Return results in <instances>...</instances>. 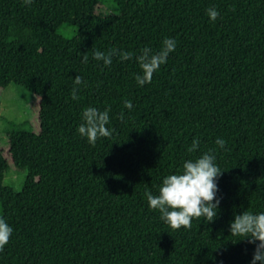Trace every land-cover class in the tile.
Returning a JSON list of instances; mask_svg holds the SVG:
<instances>
[{"label": "trees", "instance_id": "obj_1", "mask_svg": "<svg viewBox=\"0 0 264 264\" xmlns=\"http://www.w3.org/2000/svg\"><path fill=\"white\" fill-rule=\"evenodd\" d=\"M164 37L176 48L143 86L134 58L91 56L156 51ZM10 84L31 96L27 121L0 130V211L13 228L0 264H248L254 246L233 242L228 223L264 210V0H0V104ZM87 105L110 109L113 133L94 144L75 132ZM193 137L222 170L220 205L212 221L172 229L145 192L194 155ZM9 171L25 174L20 191L4 185Z\"/></svg>", "mask_w": 264, "mask_h": 264}, {"label": "clouds", "instance_id": "obj_2", "mask_svg": "<svg viewBox=\"0 0 264 264\" xmlns=\"http://www.w3.org/2000/svg\"><path fill=\"white\" fill-rule=\"evenodd\" d=\"M25 5H30L32 0H23ZM210 21H215L219 15L215 7L206 9ZM177 41L172 37H164L161 47L153 51L150 47H143L138 53L111 47L106 51L93 50L92 59L102 66L111 65L114 57L121 61L135 60L138 71L133 73L137 86L150 83L154 72L165 64L171 52L176 48ZM89 57L84 55L82 62L87 63ZM80 75L72 77V87L69 96L72 100L78 99V94L84 86ZM125 109L131 110L133 105L128 99L122 101ZM120 120H124V112L118 114ZM80 123L76 126L77 135L94 144L98 138L110 137L113 129L109 127V107L98 108L93 105L82 106L79 113ZM218 148H223L225 141L217 137L214 141ZM199 138L193 137L187 146L186 152L192 155L185 158L177 170L164 175L155 193L145 192V199L150 210L159 213V219L172 229L191 227L194 218H203L207 222L212 221L219 209L220 197L218 196V178L222 170L216 163L214 150L199 151ZM199 152V154H195ZM228 231L236 239L246 240L253 245V250L248 264H264V210H241L234 213L228 223ZM13 233L11 224L0 216V249L8 244Z\"/></svg>", "mask_w": 264, "mask_h": 264}, {"label": "rangeland", "instance_id": "obj_3", "mask_svg": "<svg viewBox=\"0 0 264 264\" xmlns=\"http://www.w3.org/2000/svg\"><path fill=\"white\" fill-rule=\"evenodd\" d=\"M97 8L99 13L105 15L114 13L111 4H102ZM59 34L70 39L74 33L72 28L65 24L59 29ZM30 96L28 91L14 84H10L4 89L0 104V130L3 134H6L5 129L9 122L19 126L27 121L26 106L30 101ZM24 179L25 174L23 172L9 171L6 174L4 185L11 187L15 191H20Z\"/></svg>", "mask_w": 264, "mask_h": 264}]
</instances>
